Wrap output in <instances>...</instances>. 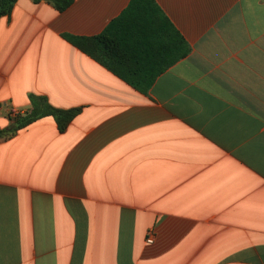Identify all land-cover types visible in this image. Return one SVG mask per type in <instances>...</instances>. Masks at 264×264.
I'll return each instance as SVG.
<instances>
[{
  "label": "crops",
  "instance_id": "0c3cea01",
  "mask_svg": "<svg viewBox=\"0 0 264 264\" xmlns=\"http://www.w3.org/2000/svg\"><path fill=\"white\" fill-rule=\"evenodd\" d=\"M17 1L0 130L31 95L82 112L0 135V264H264V0H154L169 23H138L111 68L63 36L132 0Z\"/></svg>",
  "mask_w": 264,
  "mask_h": 264
},
{
  "label": "trees",
  "instance_id": "16d2710c",
  "mask_svg": "<svg viewBox=\"0 0 264 264\" xmlns=\"http://www.w3.org/2000/svg\"><path fill=\"white\" fill-rule=\"evenodd\" d=\"M36 3L47 1L51 3L59 12H64L73 3L74 0H32ZM17 0H0V19L10 16ZM130 6L124 13L112 21L106 30L98 37L93 39H84L71 35H64V39L72 45L80 48L82 51L99 58L103 57V63L111 68L109 57L113 54L120 55L124 52L123 46L129 41L133 32L137 29V24L145 22L152 23H169L163 15L161 9L155 4L154 0H132ZM118 51V52H116ZM189 51V50H188ZM117 73V71H114ZM125 82L141 89V80L129 79L124 74L118 73ZM153 80H145L148 88ZM31 110L25 113H14L11 116L12 123L4 130H0V135L13 134L32 123L45 118L52 117L58 125L60 133L67 131L72 121L82 112L81 107L78 109H60L53 106L45 96H30Z\"/></svg>",
  "mask_w": 264,
  "mask_h": 264
}]
</instances>
